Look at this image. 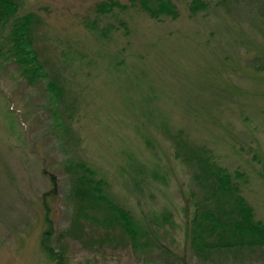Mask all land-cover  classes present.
Returning <instances> with one entry per match:
<instances>
[{"label":"rangeland","instance_id":"374dc122","mask_svg":"<svg viewBox=\"0 0 264 264\" xmlns=\"http://www.w3.org/2000/svg\"><path fill=\"white\" fill-rule=\"evenodd\" d=\"M143 1L12 0L55 88L19 73L0 24V264H264L263 247L192 244L209 170L175 157L198 146L241 174L264 223V0H168L160 20ZM79 162L130 221L99 198L76 214Z\"/></svg>","mask_w":264,"mask_h":264},{"label":"trees","instance_id":"16d2710c","mask_svg":"<svg viewBox=\"0 0 264 264\" xmlns=\"http://www.w3.org/2000/svg\"><path fill=\"white\" fill-rule=\"evenodd\" d=\"M136 1V0H131ZM147 1H153L154 8L146 6ZM146 2V3H145ZM111 7L109 4H102L99 9ZM141 9L145 11L150 18L160 20L161 16H168L174 18L176 12L174 7L170 5L168 0H144L140 5ZM203 6L191 8L192 11L201 9ZM14 12V5L12 0H0V24L2 27H7L10 24V31L7 41L10 43L8 49L9 57L13 58L19 67V73L25 77L27 82L32 86L39 82H46L45 88L49 92H53L55 88L54 81L50 75L44 70L43 62L39 60V55L35 51L36 45L32 40V15H27L24 19H13L11 14ZM11 16V17H10ZM59 99V94H54ZM82 118V117H81ZM175 140V139H174ZM176 147L187 144L175 142ZM201 148V147H200ZM191 147L188 150L191 152L187 156L182 157L184 154L177 153L176 158L181 159L184 163H197L199 171H203L202 166H208V177L206 185L209 182V187L205 191L203 201L214 203L209 206V211L199 213L194 210V217L191 220L194 227L189 230L188 235L191 237L193 245H200L209 251L222 252L224 250L241 249L242 246H254L264 248V223L255 217L252 207L243 199L241 193L235 186V180L242 177L241 174L231 173L223 168H218L210 165L207 161L210 159L208 150L205 152L203 149ZM188 151V152H189ZM193 160V163H192ZM190 166V167H191ZM72 169L74 174L72 185V195L74 196L76 214L81 212L78 203L85 202L92 198H99L106 205L108 211L119 213L123 220L130 221V217L125 214L124 210L109 198L106 188L108 184L102 180L97 181L95 173L90 169L86 163L79 162L74 165ZM198 171V172H199ZM199 172V175L201 174ZM53 185L56 184L55 176L51 178ZM52 193V192H51ZM231 196V197H228ZM216 203L218 206H216ZM77 206V207H76ZM88 205L86 206V209ZM89 209V208H88ZM96 209L91 207L90 210ZM79 215V214H78ZM46 222L52 231L51 220L46 212ZM125 223V222H124ZM129 226L125 223V227ZM42 246L47 255L54 260L56 253L53 249L49 248L46 242V237L42 241ZM55 261V260H54ZM58 264V263H57Z\"/></svg>","mask_w":264,"mask_h":264}]
</instances>
